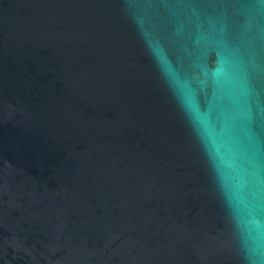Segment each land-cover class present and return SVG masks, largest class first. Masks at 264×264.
Masks as SVG:
<instances>
[{
    "label": "water",
    "instance_id": "1",
    "mask_svg": "<svg viewBox=\"0 0 264 264\" xmlns=\"http://www.w3.org/2000/svg\"><path fill=\"white\" fill-rule=\"evenodd\" d=\"M0 264H264V0H0Z\"/></svg>",
    "mask_w": 264,
    "mask_h": 264
}]
</instances>
